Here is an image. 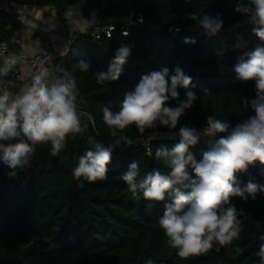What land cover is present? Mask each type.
<instances>
[{"label":"trees","instance_id":"obj_1","mask_svg":"<svg viewBox=\"0 0 264 264\" xmlns=\"http://www.w3.org/2000/svg\"><path fill=\"white\" fill-rule=\"evenodd\" d=\"M73 2L39 0L40 5L50 6L66 18ZM236 3L237 0L85 1L82 16L76 19L83 18L88 24V19L95 17L96 27L113 26L114 31L111 37L98 40H93L91 29L77 34L72 31L67 35L69 40L63 41L69 43L67 52L54 57V66L57 72L66 71L75 77L77 110L89 114L91 120L78 112L83 131L70 134L65 148L56 156L51 154V144L46 143L36 146L27 168L10 169L0 163V264H259L264 193L258 192L255 199L247 193V200L231 199L243 215L239 237L230 245L214 243L206 253L180 258L159 225L169 201L146 200L142 193L133 196L122 179L132 160L139 162L141 175L153 170L167 173L169 169L163 160L155 158V151L178 142L180 126L195 127L202 133L208 115L227 120L234 127L255 114L241 103V97L255 98L254 82L238 81L234 66L261 42L248 18L235 11ZM201 11L223 18L224 27L216 36L204 35L189 19L190 14ZM6 18L7 12L0 8V41H10L13 35L5 28ZM125 28L127 35L121 33ZM185 38L196 42L186 44ZM122 45L130 46L132 52L120 78L98 84L95 73L107 71ZM17 48L11 44L12 52ZM81 60L89 64L88 71H81ZM165 67L170 75L180 67L191 76L192 90L198 96L177 128L170 131L158 125L141 135L133 126L118 132V136H129L133 143L113 150L107 179H75L72 169L79 157L94 150L96 143L108 146L115 139L103 121V109L119 111L126 90L134 88L143 75ZM21 87L23 80L15 91ZM185 92L179 89L181 100ZM168 106H176V101H169ZM221 135L226 134L201 135L199 143L190 149L197 160L210 146L208 140L213 143ZM145 138L150 141L151 155L141 144ZM238 181L242 189L249 181L264 184V165L257 162L249 166L247 172L238 174ZM39 240L43 243L35 244Z\"/></svg>","mask_w":264,"mask_h":264},{"label":"clouds","instance_id":"obj_2","mask_svg":"<svg viewBox=\"0 0 264 264\" xmlns=\"http://www.w3.org/2000/svg\"><path fill=\"white\" fill-rule=\"evenodd\" d=\"M235 11L248 18L261 42L244 53L234 66L238 81L254 82L255 98L241 97V103L245 108L251 107L255 114L234 127L227 120L208 115L202 133L195 127L180 126L178 142L171 148L161 146L155 151V158L163 160L169 169L167 173L153 170L141 175L139 162L132 160L122 174L133 196L142 193L146 200L169 201L159 225L180 258L206 253L214 243L230 245L239 237L243 215L231 199L247 200L245 193L255 199L258 192L264 193V184L249 181L242 189L238 181V174L247 172L249 166L257 162L264 165V0H237ZM189 19L208 37L216 36L224 27L219 14L201 11L190 14ZM21 20L28 23L23 15ZM184 42L196 41L185 38ZM131 52L128 45L118 48L107 71L95 73L96 82L103 85L106 81H117ZM17 62L15 56L6 58L0 66V77L7 76ZM79 67L81 71L89 70V64L83 60ZM49 76L50 71L41 67L18 92L0 91V163L10 169L27 168L39 144L50 143L51 154L58 155L70 134L83 131L76 107L79 92L75 77L65 73L50 81ZM192 87V77L180 67L171 75L167 67L143 75L134 88L123 93L119 111L103 109V121L115 139L108 146L98 142L94 150L81 155L72 169L73 177L88 182L107 179L113 150L131 147L133 143L129 136H118V132L133 126L141 135L158 125L170 131L176 129L180 118L198 99ZM180 88L186 90L182 100ZM172 100L176 101L174 107L168 106ZM218 134L226 135L215 139L197 160L190 149L199 143L201 135ZM259 239L257 255L259 264H264V235ZM236 251L240 253L239 248Z\"/></svg>","mask_w":264,"mask_h":264},{"label":"built area","instance_id":"obj_3","mask_svg":"<svg viewBox=\"0 0 264 264\" xmlns=\"http://www.w3.org/2000/svg\"><path fill=\"white\" fill-rule=\"evenodd\" d=\"M27 3L34 5L39 10H44V6L39 4V0H25ZM86 0H74L73 4L67 8V18L70 20L76 19L77 17L82 16L83 6ZM0 8L4 9L7 12V18L5 21V28L7 30H12L13 35L10 41H0V63L11 56H15L18 58L17 64L14 66L12 71L8 73L7 76L0 77V91L4 89H8L12 92H16L15 90L19 88L20 83L24 78H31L41 67L48 68L51 71V78L56 79L57 71L54 66V51L51 43L49 42L47 35L43 32L37 31L38 43L37 49L34 52L27 51L24 48L17 49L14 52L11 50V44L14 43L15 36V27L16 25L19 27L29 28L31 27L30 19L21 11L16 9L13 6H2ZM21 15L27 18L28 23H23L21 20ZM141 22L140 19H138ZM96 18L91 17L88 19V29L93 31V40H98L101 37H111L112 32L114 31L113 26L107 27H96ZM194 30V28H191ZM177 30V29H176ZM127 32V28L123 29L121 32L123 35ZM75 34L79 33V31H74ZM72 33V35L74 34ZM71 35V36H72ZM61 41L69 40L67 35L60 36ZM18 87V88H17ZM78 112L83 113L88 116L91 120V117L86 112L78 110ZM153 134V132H152ZM146 153L149 155L151 153L150 141L145 138L141 143Z\"/></svg>","mask_w":264,"mask_h":264},{"label":"crops","instance_id":"obj_4","mask_svg":"<svg viewBox=\"0 0 264 264\" xmlns=\"http://www.w3.org/2000/svg\"><path fill=\"white\" fill-rule=\"evenodd\" d=\"M1 7L13 6L23 12L31 22V27L24 28L16 25V39L13 44L18 48H24L27 51L34 52L37 49V31L47 35L49 42L54 51V57L57 59L63 56L69 47V43L60 41V36L69 35L72 31L87 32V21L83 18L68 20L65 15H59L52 7H45L44 10L37 9L34 5L27 3L25 0H0ZM37 30V31H36ZM48 69V68H47ZM50 71V69H48ZM49 80L51 81V71ZM31 78H24L23 86L30 83Z\"/></svg>","mask_w":264,"mask_h":264},{"label":"water","instance_id":"obj_5","mask_svg":"<svg viewBox=\"0 0 264 264\" xmlns=\"http://www.w3.org/2000/svg\"><path fill=\"white\" fill-rule=\"evenodd\" d=\"M241 28H239L238 30H240ZM65 73H67L66 71H59L57 73V77H62ZM39 243H43V240H39V241H35V244H39Z\"/></svg>","mask_w":264,"mask_h":264},{"label":"rangeland","instance_id":"obj_6","mask_svg":"<svg viewBox=\"0 0 264 264\" xmlns=\"http://www.w3.org/2000/svg\"><path fill=\"white\" fill-rule=\"evenodd\" d=\"M227 79H229V77L227 78ZM86 116V115H85ZM86 117H88V116H86ZM89 119V118H88ZM208 142H209V144H211L212 142H211V140H208Z\"/></svg>","mask_w":264,"mask_h":264}]
</instances>
